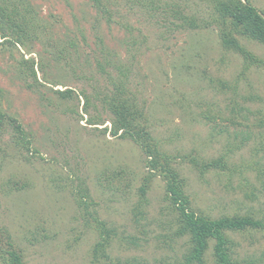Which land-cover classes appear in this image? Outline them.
<instances>
[{
  "label": "rangeland",
  "instance_id": "1",
  "mask_svg": "<svg viewBox=\"0 0 264 264\" xmlns=\"http://www.w3.org/2000/svg\"><path fill=\"white\" fill-rule=\"evenodd\" d=\"M102 1L109 14L92 0H29L39 35L23 56L43 63L35 77L18 76L23 47H0V110L31 140L28 147L0 132V242L8 234L23 264L183 261L187 236L175 233L164 180L148 175L155 170L138 143L102 129L111 115L93 92L110 90L109 77L125 81L142 107L146 131L178 170L192 210L210 218L248 211L264 220V66H246L220 46L207 0H172L196 27H174L181 20L147 10V0ZM248 2L264 15V0ZM67 41L81 53L74 64L58 56ZM240 41L264 60V45ZM57 88L79 97L60 99ZM81 91L92 100L86 111ZM92 116L105 123L89 124ZM219 157L229 170L190 161ZM80 200L91 202L89 211ZM94 214L108 236L100 238ZM227 235L237 264H264V230ZM212 244L205 264H215Z\"/></svg>",
  "mask_w": 264,
  "mask_h": 264
},
{
  "label": "trees",
  "instance_id": "2",
  "mask_svg": "<svg viewBox=\"0 0 264 264\" xmlns=\"http://www.w3.org/2000/svg\"><path fill=\"white\" fill-rule=\"evenodd\" d=\"M97 8L105 12V2L102 0H92ZM142 1V0H140ZM168 1V3H167ZM163 4L161 0H147L150 5L147 10L161 11L171 19H180V24L170 22L174 27L193 26L197 24L193 18L188 17L184 13V9L172 0H167ZM212 4L213 22L218 28V38L220 46L225 50H230L238 53L246 66L258 65L264 66V60L257 58L252 52L247 50L241 43L240 38L255 40L264 45V15L248 0H207ZM161 12V13H162ZM109 14L108 12H105ZM157 13V12H155ZM34 11L29 0H0V47H23L24 52L21 51V59L18 64V76L20 79L26 76H36L35 65L41 71H44L43 63H37L32 56L25 58L24 53H33V41L38 39L39 29L38 23L34 18ZM109 18V16H108ZM186 22V23H184ZM59 49L58 56L63 55L66 62L71 61L74 64L75 54L80 55L78 50L73 52L69 49L73 42H64ZM20 50V48H19ZM17 50L19 53L20 51ZM43 58H40L42 60ZM79 60V58L77 59ZM80 63V61H78ZM99 63V64H98ZM99 67L102 61L98 62ZM97 65V66H98ZM260 66V65H258ZM120 75L123 73L118 72ZM22 76V77H21ZM117 78V77H116ZM106 80L110 81L111 89L103 90L96 88L93 92V97L97 99L107 111L110 113L109 124L102 128L112 136H119L121 138L127 137L133 143H138L147 157V164L154 172L148 173L149 176H155L154 173L160 175L165 182V197L170 208L176 214L177 230L176 235L187 236L188 248L183 255L181 264H205V253L208 249L209 242L212 244V255L215 264H237L232 258L234 242L227 235L228 231H244V230H264V220L255 217L252 213L245 211L244 213H233L231 215H220L219 218H210L209 216L197 213L189 205V198L184 193L183 181L180 178L178 170L173 166L171 158L162 152L156 143H154L149 132L146 131L143 117V109L138 104L134 96H130L128 90L125 88V81L119 80L115 82L113 77ZM54 93L58 98L66 99L77 98L79 95L71 88L58 90ZM0 96L4 95L1 88ZM82 108L86 111L89 106H93L90 96L81 91ZM236 112L235 109H232ZM98 119V118H97ZM7 123L4 124V121ZM88 123L91 125L103 124L105 120H94V117H89ZM7 132L15 140L30 147L31 140L27 137L22 128L21 123L16 117L5 114L0 110V132ZM191 163L195 166L204 169H222L229 170L223 157H219L209 161H202L198 164L197 158H191ZM145 184L139 187L141 194H144ZM81 205L86 211L91 202L87 200H80ZM94 223L99 226V236H108L109 230L105 227L104 222L96 215H92ZM102 246L101 242L94 245V252ZM0 259L4 264H23L20 251L16 249L10 237L7 234L5 244L0 242Z\"/></svg>",
  "mask_w": 264,
  "mask_h": 264
}]
</instances>
